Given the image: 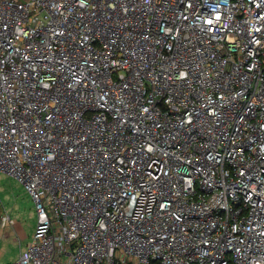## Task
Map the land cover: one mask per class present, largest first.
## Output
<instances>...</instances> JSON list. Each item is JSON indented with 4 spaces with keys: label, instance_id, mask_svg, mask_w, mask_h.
<instances>
[{
    "label": "built area",
    "instance_id": "obj_1",
    "mask_svg": "<svg viewBox=\"0 0 264 264\" xmlns=\"http://www.w3.org/2000/svg\"><path fill=\"white\" fill-rule=\"evenodd\" d=\"M0 172L10 264H264V0H0Z\"/></svg>",
    "mask_w": 264,
    "mask_h": 264
},
{
    "label": "rangeland",
    "instance_id": "obj_2",
    "mask_svg": "<svg viewBox=\"0 0 264 264\" xmlns=\"http://www.w3.org/2000/svg\"><path fill=\"white\" fill-rule=\"evenodd\" d=\"M8 214L13 224L0 226V264H10L31 241L38 217L34 202L12 176L0 172V215Z\"/></svg>",
    "mask_w": 264,
    "mask_h": 264
}]
</instances>
